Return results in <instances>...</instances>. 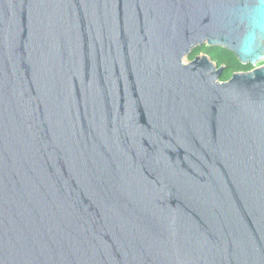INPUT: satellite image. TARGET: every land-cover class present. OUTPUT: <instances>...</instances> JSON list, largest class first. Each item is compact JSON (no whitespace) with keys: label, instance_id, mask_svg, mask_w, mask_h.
<instances>
[{"label":"water","instance_id":"obj_1","mask_svg":"<svg viewBox=\"0 0 264 264\" xmlns=\"http://www.w3.org/2000/svg\"><path fill=\"white\" fill-rule=\"evenodd\" d=\"M262 62L264 0H0V264H264Z\"/></svg>","mask_w":264,"mask_h":264},{"label":"trees","instance_id":"obj_2","mask_svg":"<svg viewBox=\"0 0 264 264\" xmlns=\"http://www.w3.org/2000/svg\"><path fill=\"white\" fill-rule=\"evenodd\" d=\"M202 53L208 54L218 66L225 67L221 75L222 81L229 80L235 72L249 71L255 67L251 64L242 63L234 52L222 46H209L206 44L203 47H197L188 58L193 60L196 56ZM260 64H264V62Z\"/></svg>","mask_w":264,"mask_h":264},{"label":"rangeland","instance_id":"obj_3","mask_svg":"<svg viewBox=\"0 0 264 264\" xmlns=\"http://www.w3.org/2000/svg\"><path fill=\"white\" fill-rule=\"evenodd\" d=\"M202 54H204V53H202ZM189 61H190V59L188 57L185 58V62H189ZM258 65H260V63Z\"/></svg>","mask_w":264,"mask_h":264}]
</instances>
